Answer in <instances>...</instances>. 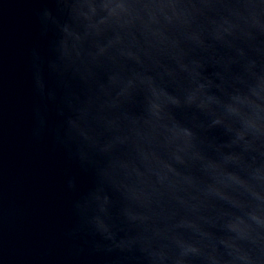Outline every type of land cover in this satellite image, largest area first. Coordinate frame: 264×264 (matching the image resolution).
Returning a JSON list of instances; mask_svg holds the SVG:
<instances>
[{
  "label": "water",
  "instance_id": "water-1",
  "mask_svg": "<svg viewBox=\"0 0 264 264\" xmlns=\"http://www.w3.org/2000/svg\"><path fill=\"white\" fill-rule=\"evenodd\" d=\"M0 264H264V0H0Z\"/></svg>",
  "mask_w": 264,
  "mask_h": 264
}]
</instances>
